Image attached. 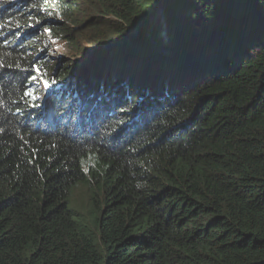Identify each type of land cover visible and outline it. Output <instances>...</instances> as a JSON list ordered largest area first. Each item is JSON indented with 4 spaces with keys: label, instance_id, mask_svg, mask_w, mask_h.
Segmentation results:
<instances>
[{
    "label": "trees",
    "instance_id": "trees-1",
    "mask_svg": "<svg viewBox=\"0 0 264 264\" xmlns=\"http://www.w3.org/2000/svg\"><path fill=\"white\" fill-rule=\"evenodd\" d=\"M0 264H264V0H0Z\"/></svg>",
    "mask_w": 264,
    "mask_h": 264
},
{
    "label": "rangeland",
    "instance_id": "rangeland-1",
    "mask_svg": "<svg viewBox=\"0 0 264 264\" xmlns=\"http://www.w3.org/2000/svg\"><path fill=\"white\" fill-rule=\"evenodd\" d=\"M61 43L64 44L65 46V43L63 42ZM79 44L80 45L77 48L78 50L83 49L82 53H78L76 49H73L72 46H68V45L65 46L66 49L63 46L64 51L76 53L77 55L81 57H83L84 54H87L88 52H90L86 44H83L81 42ZM86 194H87V190L84 184H77L71 189V193H70V203H71L72 210L74 211V213L76 211L78 214H81L84 217H87V212H86L87 211V196Z\"/></svg>",
    "mask_w": 264,
    "mask_h": 264
},
{
    "label": "snow or ice",
    "instance_id": "snow-or-ice-1",
    "mask_svg": "<svg viewBox=\"0 0 264 264\" xmlns=\"http://www.w3.org/2000/svg\"><path fill=\"white\" fill-rule=\"evenodd\" d=\"M24 95L26 97L31 98L32 100L37 99L36 95L34 94V90L31 89V88L26 89L25 92H24Z\"/></svg>",
    "mask_w": 264,
    "mask_h": 264
},
{
    "label": "water",
    "instance_id": "water-1",
    "mask_svg": "<svg viewBox=\"0 0 264 264\" xmlns=\"http://www.w3.org/2000/svg\"><path fill=\"white\" fill-rule=\"evenodd\" d=\"M158 13H159V12H158ZM158 13H157V15H158ZM157 15H156V16H157ZM155 18H156V17H155Z\"/></svg>",
    "mask_w": 264,
    "mask_h": 264
}]
</instances>
